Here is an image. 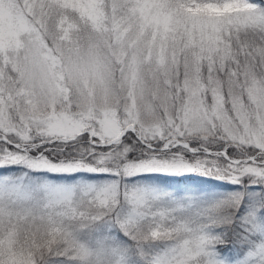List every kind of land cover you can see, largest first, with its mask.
<instances>
[{"label":"snow or ice","instance_id":"1","mask_svg":"<svg viewBox=\"0 0 264 264\" xmlns=\"http://www.w3.org/2000/svg\"><path fill=\"white\" fill-rule=\"evenodd\" d=\"M0 264H264V0H0Z\"/></svg>","mask_w":264,"mask_h":264}]
</instances>
